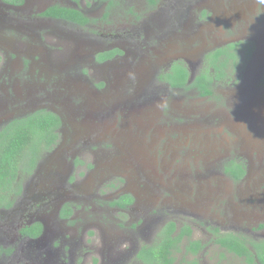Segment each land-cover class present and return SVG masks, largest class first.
<instances>
[{
    "label": "rangeland",
    "instance_id": "1",
    "mask_svg": "<svg viewBox=\"0 0 264 264\" xmlns=\"http://www.w3.org/2000/svg\"><path fill=\"white\" fill-rule=\"evenodd\" d=\"M1 2L0 129L38 110L62 127L35 178L22 179L61 196L22 213L45 224L29 246L0 212V264H143L140 247L170 221L192 231L174 264H246L215 235L264 240V0H118L106 18L99 0ZM52 5L95 21L40 16ZM240 42L253 43L250 59L240 48L209 98L160 79L181 62L192 81L208 52ZM111 50L120 53L98 60ZM230 160L245 166L238 183L224 173ZM123 194L135 198L128 209L108 205ZM189 241L202 250L188 254Z\"/></svg>",
    "mask_w": 264,
    "mask_h": 264
},
{
    "label": "trees",
    "instance_id": "2",
    "mask_svg": "<svg viewBox=\"0 0 264 264\" xmlns=\"http://www.w3.org/2000/svg\"><path fill=\"white\" fill-rule=\"evenodd\" d=\"M14 6H21L25 0H5ZM105 4L104 17H108L115 8L118 0H99ZM152 5L156 0H149ZM40 16L64 21L79 27H85L94 22L78 9L66 8L59 5L47 7ZM241 48V50H240ZM244 56L242 64L246 63L254 50L253 43L240 42L228 44L210 51L205 59V67L192 81L189 73L181 62H174L168 72L160 77L167 85L176 90H194L198 96L209 98L214 95L218 82L226 78L227 71L239 63L238 51ZM120 51L111 50L99 55V61L113 59ZM234 70V69H233ZM260 87L264 89V72L261 76ZM61 118L51 111L38 110L26 117L18 118L0 130V209L12 207L16 197L22 192V179L30 175L40 158L51 152L58 143ZM224 173L235 183L240 182L246 175L242 162L227 161L223 166ZM134 203L131 194H123L108 203L110 207L126 210ZM71 210L64 207L61 217L68 219ZM33 236L39 234V228H26ZM217 233V230H214ZM191 228L187 225L177 228L175 222L165 224L157 234L156 240L140 247L136 259L143 264H174L175 256L180 252L181 243L190 238ZM215 242L227 252L242 258L246 264H264V240H251L241 234H216ZM202 250L198 241H189L186 246L188 254L196 255ZM95 264V262L93 263Z\"/></svg>",
    "mask_w": 264,
    "mask_h": 264
},
{
    "label": "flooded vegetation",
    "instance_id": "3",
    "mask_svg": "<svg viewBox=\"0 0 264 264\" xmlns=\"http://www.w3.org/2000/svg\"><path fill=\"white\" fill-rule=\"evenodd\" d=\"M1 1H2L1 4L3 5V7L7 8V9L21 8L25 4V1H24V4L23 5H21V6H14V5L10 4V3H7L5 0H1ZM61 127H60V129H61ZM60 129H59V131H60ZM53 151H54V149L51 152H48V153H45V154H50ZM37 170H38V167L36 166V168L34 169V171L30 175H27V176L28 177H33V179H34L35 178L34 176L37 174ZM27 176H25V177H27ZM50 177L51 176H49V175L46 176V178H50ZM58 191H59L58 188H54L53 186L40 188L38 185H35L33 189H31V188L30 189H26L23 186V184H22V192H21L20 195H18L16 197V199H15L12 207L9 208V209H0V212L1 213L2 212L9 213L8 220L7 221L11 224L12 227H14L16 229V236H15V238L24 241L25 244L28 245V246L30 245V243L35 242V241H38L40 239V237L43 235V233L45 231V224L42 221H38L36 219V218L39 217L37 213H33V214L32 213H29V215L26 217V219H24L25 217H22V213L28 207L29 208H32L33 207L32 202H35L38 198H40L41 200H43V199H47L49 196H53V195L55 197H60L61 194L58 193ZM134 202H135V198H134ZM65 206H63L60 209L61 212H62V210H63V208ZM18 211L21 213L20 214L21 215L20 218L15 215L16 212H18ZM61 212H59V213H61ZM34 227L35 228H39V231L40 232H39L38 235L33 236L30 231H26L25 232V229L26 228H34ZM2 233H4V231H2ZM4 253H7V252L4 251ZM12 264H14V263H12Z\"/></svg>",
    "mask_w": 264,
    "mask_h": 264
}]
</instances>
